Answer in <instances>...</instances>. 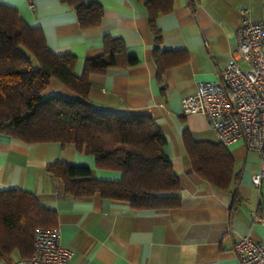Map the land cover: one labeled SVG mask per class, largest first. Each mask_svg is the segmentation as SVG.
I'll return each mask as SVG.
<instances>
[{
  "label": "crops",
  "instance_id": "crops-1",
  "mask_svg": "<svg viewBox=\"0 0 264 264\" xmlns=\"http://www.w3.org/2000/svg\"><path fill=\"white\" fill-rule=\"evenodd\" d=\"M172 2V12L156 19L158 47L187 59L166 69L160 81L149 18L135 0H99L101 24L87 32L60 0H0L28 26L41 29L53 54L76 57L78 77L85 60L103 54L104 36L123 40L138 65L89 75L88 99L104 112L150 117L167 139L165 154L179 182L180 207L169 211H136L98 193L73 199L46 172L48 165L88 167L102 181L117 182L120 173L96 168L94 157L72 144H27L0 134V191L29 193L55 212L61 247L73 253L69 264H241L234 247L242 238L264 244V223L252 220L255 213L264 217V180L258 189L251 184V176L260 170L259 155L242 143L226 147L236 179L231 191L224 192L194 172L182 142L186 130L193 141L219 143L206 118L187 113L182 102L194 96L198 82L218 81L236 48L240 9L253 20H264V0ZM51 95L79 99L55 79L43 93ZM10 258L12 263L22 259L16 251Z\"/></svg>",
  "mask_w": 264,
  "mask_h": 264
},
{
  "label": "trees",
  "instance_id": "trees-1",
  "mask_svg": "<svg viewBox=\"0 0 264 264\" xmlns=\"http://www.w3.org/2000/svg\"><path fill=\"white\" fill-rule=\"evenodd\" d=\"M146 11L154 37L153 60L162 81L163 72L184 63L183 53L158 47L159 16L172 12V0H135ZM76 15L81 31L96 30L103 9L99 0H60ZM103 54L87 59L80 77L77 58L53 54L39 28L28 26L16 9L0 4V134L23 143L72 144L95 159L101 170L119 172L117 182L92 176L91 169L56 162L46 172L59 180L63 193L73 199L99 194L103 200L127 204L136 211H169L181 203L177 176L165 154L167 139L146 116H123L94 107L89 97L91 74L138 65L127 55L120 38L104 36ZM52 79L74 93L78 100L43 96ZM183 146L194 172L213 187L231 191L236 179L234 163L220 143L196 142L183 131ZM56 214L42 207L34 196L20 190L0 191V260L12 264L11 254L22 259L32 254L36 228H54Z\"/></svg>",
  "mask_w": 264,
  "mask_h": 264
},
{
  "label": "built area",
  "instance_id": "built-area-1",
  "mask_svg": "<svg viewBox=\"0 0 264 264\" xmlns=\"http://www.w3.org/2000/svg\"><path fill=\"white\" fill-rule=\"evenodd\" d=\"M236 48L221 68L217 82H198L196 93L182 102L187 113L202 114L225 147L242 143L259 155L260 170L251 176L259 188L264 180V20H253L239 11ZM253 222L264 217L252 215ZM241 264H264V244L242 238L234 247ZM73 253L61 247L56 228H36L32 254L12 264H69Z\"/></svg>",
  "mask_w": 264,
  "mask_h": 264
}]
</instances>
